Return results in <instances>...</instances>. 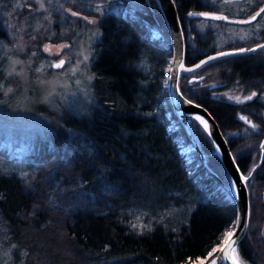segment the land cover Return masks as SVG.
<instances>
[{
	"label": "trees",
	"instance_id": "1",
	"mask_svg": "<svg viewBox=\"0 0 264 264\" xmlns=\"http://www.w3.org/2000/svg\"><path fill=\"white\" fill-rule=\"evenodd\" d=\"M202 1L175 0L185 65L213 49L195 26L204 18L187 15L202 10ZM11 3L3 18L16 15L29 24L25 34L40 56L45 43H66L59 55H67L90 19L101 34L91 58L97 85L87 113H66L50 142L21 157L0 148V264H206L215 258L209 253L234 221L235 202L205 130L188 121L203 161L171 106L164 85L169 32L157 1L52 0L46 10L64 6L71 28L39 17L42 27L35 30L32 11L40 0ZM115 3L130 10H108ZM190 77L203 79L188 83ZM178 88L215 119L240 171L255 169L247 188L250 221L236 253L243 264H264V49L180 72ZM252 92L258 95L244 101ZM25 172L27 182L19 175Z\"/></svg>",
	"mask_w": 264,
	"mask_h": 264
},
{
	"label": "rangeland",
	"instance_id": "2",
	"mask_svg": "<svg viewBox=\"0 0 264 264\" xmlns=\"http://www.w3.org/2000/svg\"><path fill=\"white\" fill-rule=\"evenodd\" d=\"M51 1L44 0V8L38 6L32 11L35 17L34 23L36 22V25L34 23L31 25L33 30L42 27L40 18L50 22L55 21L56 27L60 24L71 28L72 21L64 13V6L60 5V9L52 8L51 12L46 10L51 7L49 6ZM209 1L213 3L212 0ZM13 5H16V2ZM123 5L129 7V4ZM219 6L222 10L231 11L220 4ZM118 7L119 5L115 3L108 10L118 13ZM4 11L5 8L2 7L0 9V148L9 155L21 157L41 142H50L52 132L63 125L66 113L77 116L87 113L88 101L92 100L95 91L93 87L97 85L96 77L91 71V58L94 55V44L101 34V27L99 23H89L88 27L83 25L86 27L81 28L78 32L80 34L73 37L74 41L69 49L71 51L67 55H64L65 51L61 54L65 62L69 59L70 62L66 67L58 69L51 67L58 58H52L60 54L61 50H58L60 45L67 44L45 43L42 51L46 56H40L37 51L31 49L29 42L32 38H27L28 35L25 34L29 24L18 19L16 15L6 20L3 18ZM195 26L203 38L202 41L207 42L209 48L226 49L230 46L229 43L236 40V35L239 36L234 30L235 25L232 24L223 25L214 20L202 19L197 21ZM220 26H224L226 37L221 38L219 35V31H223ZM46 46L52 47L51 53L45 51ZM85 55L89 59L79 63ZM17 61L22 63H15ZM13 66L16 72L21 74L9 75ZM74 68L78 70L73 72ZM39 69L43 70L39 71ZM225 93L227 97L238 96L236 93ZM184 149L187 151L189 148ZM216 251H212L211 254ZM206 260L207 258H204L198 262L202 263Z\"/></svg>",
	"mask_w": 264,
	"mask_h": 264
},
{
	"label": "water",
	"instance_id": "3",
	"mask_svg": "<svg viewBox=\"0 0 264 264\" xmlns=\"http://www.w3.org/2000/svg\"><path fill=\"white\" fill-rule=\"evenodd\" d=\"M156 1L159 5L163 15H164L166 25L168 28V32H169V46H170V50H171V57H170V61H169L168 69H167V78H166L165 87H166V92H167L168 98L170 100L171 106L173 108V111H174L175 115L177 116L179 122L181 123L183 129L185 130L187 136L189 137V139L193 145V148L196 150V152L199 154L200 158L203 161H204L203 153L198 148L197 143H196L189 127H188V121L190 119H192L194 117V115H196V114L202 115V116H204V118L206 120H208L209 125H210L211 136H209L207 132H206V134L210 138L212 144H213V140H215L216 144L220 145L221 150L226 149L225 151H222V153H217L216 151L215 152L218 155L220 161L222 162L224 168L226 169L228 176L231 178H235L236 177V169L233 168L232 162L229 159V154H231L230 148H229L222 132L220 131L215 119L212 117V115L208 112V110L206 108H204L202 105H200L198 103L193 102L191 105L187 104L186 102L181 103L180 99L178 98V93L175 91L176 89H179L178 88V77H179L180 72H188V71H186V69H188V68L195 69L196 68L195 66L197 64H200V62L202 60H207L209 56H216L217 53L220 51L208 54V55L202 57L197 62H195L191 65H185L184 60H183V56H184V51H185L186 47H185V43H184L182 27H181V24H180L179 19H178L176 8H175V6H173L169 2V0H156ZM263 7H264V4H263L262 8ZM190 12H192V13H206L207 15L206 16L196 15V16H189V17L204 18V19H211V20H221L224 22L240 23L239 21L251 20V18L245 19V20L234 19V18L228 17L224 13L210 11V10H193ZM215 16L227 17L228 19L223 20V19H212L211 18V17H215ZM237 50L238 49H228V50H222V51H224V52H236ZM60 60L61 59H58L52 65L59 63ZM169 77H172V79L170 80ZM189 80L198 81V80H200V77H190ZM183 98L185 100H189L185 96H183ZM197 105L199 107H197ZM202 128H203V126H202ZM213 147L215 150L214 144H213ZM215 176L217 178H219L216 174H215ZM237 182L239 183V181H237ZM224 185L226 186V184H224ZM234 202H235V204H234V207H235V218H234V220L236 219L237 213L240 214L239 227L235 228V231H236L237 235L239 236V240H240V238L242 237V235L244 234L245 229H246V225H245L244 219H243V214H244L245 210L248 208V197L245 193L244 188H241L240 195L238 198L234 199ZM223 241L217 248L215 258L207 261L206 264H212L213 260L219 261L221 264V261L218 259V257L221 255V253L219 252V249L224 247ZM225 254L231 256L233 254L232 249L225 248ZM228 264H230V261L228 262Z\"/></svg>",
	"mask_w": 264,
	"mask_h": 264
},
{
	"label": "snow or ice",
	"instance_id": "4",
	"mask_svg": "<svg viewBox=\"0 0 264 264\" xmlns=\"http://www.w3.org/2000/svg\"><path fill=\"white\" fill-rule=\"evenodd\" d=\"M169 2L175 6V0H169ZM40 8H44V3L43 0H40ZM97 12L102 11V9L97 8L96 9ZM69 11H71L69 9ZM261 13H264V8H261L259 10V12L256 13V15L252 16L251 19L255 20L257 18V16H260ZM73 16H79L80 13L78 12H72ZM188 16H196V15H200V16H206V13H192L189 12L187 13ZM212 19H223V20H227V17H220V16H215V17H211ZM83 19L87 20V17H83ZM240 23H250V21H239ZM89 23L91 24H95L96 21H89ZM182 27V26H181ZM67 47L66 45H60V49L58 50H62L63 48ZM258 49H264V44H258L257 45ZM257 48H240L238 49L236 52H224V51H220L217 53L216 56H209L207 60H202L200 62V64H197L195 67L196 68H200L201 65H205L207 64L209 61H213V60H217L220 57H227V56H233V55H237L238 53H246V52H255L257 51ZM45 51H48L49 53L52 52V47L51 46H46ZM89 59V57L87 55L84 56V59L82 61H79V63H83L84 61H87ZM15 63H22V62H15ZM65 64V61L63 59H61L59 61V63H56L54 65H51V67H55V68H62ZM43 69H39V71H42ZM78 69L74 68L72 69L73 72L77 71ZM186 71L188 72H192L194 71V69L192 68H188L186 69ZM13 74H21V73H17L15 67L13 66V70L12 72L9 73V75H13ZM169 79L171 80L172 77H169ZM200 79L202 80L203 77H200ZM193 81L189 80L188 83H192ZM178 93V98L180 99L181 103H187L189 105H191L193 103L192 100H185L183 98L184 94L183 92H180L179 89L175 90ZM258 94L256 92H252L251 95L245 96L243 98L244 101H250L252 100L254 97H256ZM228 99H233L235 102L237 103H242L243 101H241V98L239 96L236 97H228ZM197 107H199L197 105ZM240 119L244 120L253 130H256L258 128L257 124H254L251 120L248 119L247 116H241L239 117ZM193 119L197 122H199L200 125L203 126V129L205 130V132L208 133L209 136H211V131H210V125L208 120H206L204 118V116L196 114L194 115ZM248 129H245V132H247ZM213 144L215 145V151L217 153H222V151L225 150H221L220 145L216 144L215 140H213ZM229 159L232 162V166L233 168L236 169V177L235 178H227V183H226V189L227 192L230 194V198L232 199H236L239 197L240 195V190L241 188L245 189V193L247 195V188H248V182L251 178L252 172H255V169H252V172L249 173V175H244L243 172H241L239 170V165L235 163L236 161V156L229 154ZM22 178H24L25 182H27V177H28V173H20L19 174ZM239 181V183L237 182ZM250 216H251V211H250V207L247 208L243 214V219H244V223L245 225H247L250 221ZM239 220H240V214L237 213L236 219L232 222V224L229 225V230H226L223 235H224V247L219 249V252L221 253V255L218 257V259L221 261V264H228V262L230 261V264H243V261L241 258H239V256L237 254H235L236 248L238 246V240H239V236L237 235L235 228L239 227ZM133 227H137L136 225H133ZM141 232H143V228H141ZM261 236L264 237V232L261 233ZM225 248H229L232 249L233 254L231 256L225 254ZM213 251H216V249H213ZM209 255H211V253H209ZM212 264H216V260L212 261Z\"/></svg>",
	"mask_w": 264,
	"mask_h": 264
},
{
	"label": "flooded vegetation",
	"instance_id": "5",
	"mask_svg": "<svg viewBox=\"0 0 264 264\" xmlns=\"http://www.w3.org/2000/svg\"><path fill=\"white\" fill-rule=\"evenodd\" d=\"M210 2L211 1L209 0H203L201 4L202 6L201 9L224 13L228 17L234 19H240V20L249 19L252 16L256 15V13L259 12V10L262 8L264 4V0H212L213 3ZM118 3H122V0H118ZM11 4H12L11 0H0V9L4 7L6 8L5 11H7V8H9ZM219 4L224 8H228L229 10L231 9V11L222 10ZM119 10L128 11L130 10V8L127 7L125 8L124 5H121ZM214 21L218 23H222L223 25L225 24L235 25V28L234 27L233 28L237 32V34H239V36L236 35V40L234 41L231 40L235 45L234 47H232L233 49L257 48L258 44H264V13H261L260 16H257L255 20L252 19L249 20L250 23L224 22L221 20H214ZM221 28L223 31H219V35L221 36V38L226 37L224 26H220V29ZM228 49L229 48L222 50H228ZM222 50L221 49L216 50L213 48L206 55ZM246 53H251V52H246ZM238 54H245V53H238ZM56 58L64 60V58L61 57V55H57ZM56 58H52V59H56Z\"/></svg>",
	"mask_w": 264,
	"mask_h": 264
}]
</instances>
